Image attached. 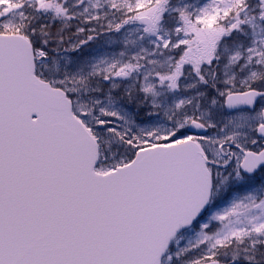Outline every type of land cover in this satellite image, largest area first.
Returning a JSON list of instances; mask_svg holds the SVG:
<instances>
[{
	"label": "snow or ice",
	"instance_id": "1",
	"mask_svg": "<svg viewBox=\"0 0 264 264\" xmlns=\"http://www.w3.org/2000/svg\"><path fill=\"white\" fill-rule=\"evenodd\" d=\"M0 264H264V0H0Z\"/></svg>",
	"mask_w": 264,
	"mask_h": 264
}]
</instances>
